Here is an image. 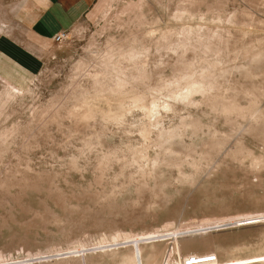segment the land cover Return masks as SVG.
Segmentation results:
<instances>
[{"label":"rangeland","instance_id":"374dc122","mask_svg":"<svg viewBox=\"0 0 264 264\" xmlns=\"http://www.w3.org/2000/svg\"><path fill=\"white\" fill-rule=\"evenodd\" d=\"M41 2L0 0V264H264V0H91L62 43Z\"/></svg>","mask_w":264,"mask_h":264},{"label":"crops","instance_id":"0c3cea01","mask_svg":"<svg viewBox=\"0 0 264 264\" xmlns=\"http://www.w3.org/2000/svg\"><path fill=\"white\" fill-rule=\"evenodd\" d=\"M90 3L91 0H42L40 4L45 9L43 15L47 12L51 14L49 18L52 19L53 27L57 29L56 34H58L66 27L65 23L77 20L80 15L86 13ZM40 29L45 32L49 31L44 27V23H41Z\"/></svg>","mask_w":264,"mask_h":264},{"label":"built area","instance_id":"2783aa9c","mask_svg":"<svg viewBox=\"0 0 264 264\" xmlns=\"http://www.w3.org/2000/svg\"><path fill=\"white\" fill-rule=\"evenodd\" d=\"M66 37L67 33L65 31H62L55 36V42L62 43L66 39Z\"/></svg>","mask_w":264,"mask_h":264}]
</instances>
